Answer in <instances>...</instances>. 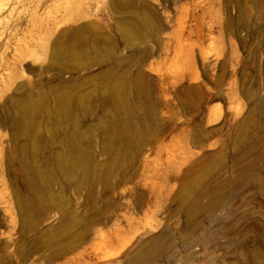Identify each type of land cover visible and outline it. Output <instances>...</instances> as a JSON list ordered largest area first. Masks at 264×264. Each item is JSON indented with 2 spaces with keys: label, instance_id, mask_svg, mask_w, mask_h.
<instances>
[{
  "label": "rangeland",
  "instance_id": "rangeland-1",
  "mask_svg": "<svg viewBox=\"0 0 264 264\" xmlns=\"http://www.w3.org/2000/svg\"><path fill=\"white\" fill-rule=\"evenodd\" d=\"M0 264H264V0H0Z\"/></svg>",
  "mask_w": 264,
  "mask_h": 264
}]
</instances>
